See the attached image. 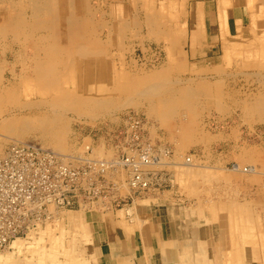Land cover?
I'll list each match as a JSON object with an SVG mask.
<instances>
[{"label": "rangeland", "instance_id": "obj_1", "mask_svg": "<svg viewBox=\"0 0 264 264\" xmlns=\"http://www.w3.org/2000/svg\"><path fill=\"white\" fill-rule=\"evenodd\" d=\"M120 1L126 9L122 14L127 23L124 34L116 33L112 24V11ZM176 2L173 14L171 9L163 12L166 25L152 31L146 21L149 14H154L149 6L141 7L146 0H81L91 12L80 11L81 16L91 17V38L98 39L104 51L95 60L98 68L92 73L93 78L84 72L78 74L71 84L63 83L61 91L43 90L32 81L23 84L24 75L19 74L22 65L14 59L24 53L22 46L27 47L32 37L20 30L8 32H18L20 41L1 38L0 157L5 148L17 141L35 142L61 153H75L83 144L84 149L102 145L105 150H117L124 134L122 118L134 122L140 118L154 125L156 147L164 142L170 145L172 156L165 158L164 163L176 166L152 167L162 170L164 176L154 179L151 190L134 193L125 184L121 194H117L121 198H116L123 201L116 207L111 199L107 204L111 205L110 211L106 207H86L77 212L80 200L86 199L85 191L79 192L78 188L75 193L72 185L80 182L83 169L77 174L72 168L66 169L68 174L59 171V208L75 211H60L54 222L21 239L22 251L11 243L5 250L0 248V256L13 255L15 264H72L73 215L80 217L76 231L86 252L91 219L110 215L122 227H134L139 208L151 205L146 196L151 194L150 199H154L159 192L182 205L195 202L208 192L211 200L224 201V213H232V208L234 213L247 209L262 222L254 241L257 238V242H264V22L255 25L258 18L264 17L255 9L260 0H255V7H250L247 0H186L183 7L184 0ZM223 8L229 10L227 15L223 16ZM134 18L141 28L133 27ZM4 20L3 15L1 21ZM29 62L30 58L26 63ZM54 83L51 80L47 84ZM26 147L23 153L30 155L34 163L25 158L32 167L40 168L44 188L43 179L44 185L53 179L48 173L56 164L44 161L39 166L38 155ZM190 153L195 155L192 166L180 165ZM44 155L52 157L46 152ZM232 165L254 167L257 173L232 171ZM126 178L125 175L123 182ZM52 185L43 191L54 188ZM245 242H239L243 243L242 254L246 252L244 261L236 264H263L264 245L258 246L262 254L255 260L252 242ZM225 260L226 256L222 257L223 264Z\"/></svg>", "mask_w": 264, "mask_h": 264}, {"label": "bare ground", "instance_id": "obj_2", "mask_svg": "<svg viewBox=\"0 0 264 264\" xmlns=\"http://www.w3.org/2000/svg\"><path fill=\"white\" fill-rule=\"evenodd\" d=\"M176 1L177 0H160L158 3H155L154 0H146V3L142 4L141 7L148 9L149 6V8H151L150 11L154 14L153 17L149 14V17L146 21L147 27L154 31L155 29H160L161 27L159 26L166 25V21L163 18V12H167L169 9H171L170 13L173 14V9L176 7L177 3ZM185 2L186 0H184V4L180 3L181 7L185 5ZM247 3L250 7L252 4L255 7L256 4L255 0H247ZM120 4L118 3L115 4L116 7L114 6L112 11V16L114 19L112 24L116 33L124 34L123 31L127 28V23L125 22V19H123L122 14L125 13L126 9L124 8L122 2ZM224 8L223 10H225V12H223V16L225 14L227 15L229 11ZM255 9L257 10L258 14H264V0H260V3L257 2ZM246 10H248V8ZM80 11L87 13L90 12V8L88 6L84 7L81 3V0H0V40L3 38L5 40H11V42L20 41V38L17 35L18 32L12 35H9L8 33L20 30V32L25 31L27 36L33 38L32 42L26 45L27 47L22 46L23 49H25L23 50L24 53L21 55H16V60L14 59V61H18L22 65V70L19 71V74L24 75V79L22 80V82H24L23 84H27L28 82L32 81L35 82L37 86H40L43 90L61 91V85L63 83H67V85L71 84L73 79H77L78 74H82L84 72L85 76H91V78H93L92 73L96 68H98L95 60L101 55L100 53H102L104 49H102L101 42L98 39L91 38V36H93L91 32V17L85 15L84 18L81 16ZM89 14H91V12ZM3 15L5 18L4 23L1 21ZM28 17L33 18V22H29ZM261 19L262 20H259L258 18V21L255 24L256 26L263 24L264 17H261ZM136 20L137 19L134 18V21H131V24H133V27L136 26L141 28L140 25L138 26V22ZM58 25L60 27H58ZM85 27H87V30ZM226 28L223 29L226 30ZM201 31H205L204 27L201 28ZM109 42L113 41L110 40ZM29 58L31 59V63H26ZM1 69L2 68L0 67V73L2 72ZM51 80H54L55 82L53 86L47 84ZM150 89L151 88H149L148 91H150ZM152 91H154V89ZM134 120L135 122L129 118H122V129L124 134L122 136V142L117 144V150L114 148L105 150L103 149L104 147H102V145L101 148L86 147V149H84L86 145L83 144L84 147H82V145V148L80 147V149L75 153H72V151L71 153H61L54 149L43 148L35 142H18L17 140L16 143L10 144L8 148L3 150L0 157V224H13L19 228L23 226V223L25 226L26 224L28 225L27 230H24L25 235L16 236L13 242H11L12 245L16 247V249L22 251L24 240L21 239L26 238L33 233H37L40 228L54 222L57 219L60 211L74 210L68 208H59L57 179H60V177L57 176H60L61 171L65 172L67 168H72L74 173L77 174L79 169H83L82 178L80 182L72 185V191L77 193L78 188L79 192L85 191L87 197L82 201L80 200L79 207L81 208L77 209V211H81L82 209V211H84L86 207H95L97 209H99L98 207H101V209L102 207H106L105 209H109V206L111 205L107 206L108 202L111 199L121 198L117 194H121L120 190L123 191L125 184L134 193H139L143 190H151V185L154 183V179H160L162 176H164L162 170H155L152 167H159L165 164H171L173 167L176 166L170 162L164 163V159H170L173 151L170 145L165 142V145L156 147L155 143L157 138L153 135V130L155 129L154 125H148V123L151 122L147 119L142 120L139 118V124H137V119ZM135 138L138 139L136 140ZM85 142L87 143L89 141L87 140ZM162 142L163 141L161 140V143ZM25 146L29 148L31 147L38 155L36 158H38L37 163L39 166H41L40 162L43 164L44 161H49L48 164L54 161L56 164L55 168L54 166L52 167L53 170L50 172L48 171V174L50 175L49 178L51 179L52 177L53 179H51L46 185H44L45 180L43 179L44 188L38 187V183L42 182L41 178L43 173L41 172L40 168H35V166L32 167L30 162L25 158L23 153V147ZM45 152L50 154L52 157L48 155L46 157L45 155L43 156ZM126 156L129 159L127 161H125ZM194 156V154L190 153L179 164L185 165L186 167H191ZM232 166V171L252 174L257 173L254 167L248 166V168L243 166L241 168L239 165ZM43 167H46L45 163ZM59 167H64V169ZM37 171L40 174H38ZM13 172L17 173L18 176L9 177L7 175L8 173ZM44 172L47 173L45 170ZM66 172V174H68V171ZM76 174L75 179H78ZM125 175L127 176L126 182H123ZM49 178H47V180ZM136 178H138L137 181ZM59 179L58 181H61V179ZM33 184L36 186L32 188ZM51 184H53L52 186H54V188L50 189V192L43 191L44 189L48 190V187H51ZM27 185H31L29 190L26 189ZM142 187H144V189H134ZM100 191H103L106 196H100L97 199L93 198V195ZM53 192H56L55 195L57 197L55 195H51ZM160 193L161 192L158 194L160 195ZM207 193L202 194L204 195L203 197H198V200L204 201V204L206 205L210 201H214L217 206H225L223 204L224 201L220 202L221 200H211L210 197L207 196L209 193ZM221 193L219 194L220 197L224 195L223 193V195H221ZM159 195L158 197L161 196ZM91 196L93 198L92 200ZM9 197L13 198L14 202H11ZM150 197L151 194H148L146 198H144L149 200V203L159 201L157 196L154 199H150ZM214 197L216 198V196ZM222 198H224V196ZM225 202H229V200ZM110 210L111 209H109V211ZM240 210L241 208L236 211V213H234L232 208V213L228 211L226 212L229 213L231 222H227L225 226L226 230H231V241L229 242L232 246V250L230 258L237 261L241 260L240 245L243 244L239 242H245V240H247L248 242L250 241V243L252 242L251 244L264 245V242L262 243V241L257 242V238L254 241L256 233H258L257 230L259 229L261 231L262 229L261 220L257 221L253 217L252 212L247 209ZM216 214L218 215L219 213L216 212ZM260 215H262V213H260ZM132 219L134 220V218ZM138 221L139 220H137V223ZM31 224H33L34 227H31ZM3 250H5V248ZM15 251L17 253V250ZM11 256L13 255L10 254L0 256V264H15L16 260ZM230 258H228V260Z\"/></svg>", "mask_w": 264, "mask_h": 264}, {"label": "crops", "instance_id": "obj_3", "mask_svg": "<svg viewBox=\"0 0 264 264\" xmlns=\"http://www.w3.org/2000/svg\"><path fill=\"white\" fill-rule=\"evenodd\" d=\"M158 199L139 208L141 221L134 227H122L110 215L91 219L86 252L76 231L80 217L73 215L72 264H223L224 256L225 264L244 261L242 244L241 260L230 258L231 230L225 229L230 216L214 201L206 205L196 200L182 205L163 195ZM258 246L252 244L255 260L262 254Z\"/></svg>", "mask_w": 264, "mask_h": 264}, {"label": "built area", "instance_id": "obj_4", "mask_svg": "<svg viewBox=\"0 0 264 264\" xmlns=\"http://www.w3.org/2000/svg\"><path fill=\"white\" fill-rule=\"evenodd\" d=\"M137 124H139V121H137ZM136 140L138 139V138H135ZM25 155V154H24ZM21 156V155H20ZM28 157L30 160H31V163L33 164L34 163V160H33V158H30L31 156L29 155H25V157ZM127 160H129L128 158H127V156L125 157V161H127ZM9 177H17L18 176V174L17 173H15V172H13V173H8L7 174ZM139 178V177H138ZM138 178H136V181L138 180ZM35 186V184L32 186V188ZM38 187H40V188H42V182H39L38 183ZM31 188V185H27L26 186V189L27 190H29ZM134 189H137V190H140V189H144V187H142V188H134ZM139 195V194H138ZM100 196H102V197H104V196H106L105 194H104V192L103 191H100V192H98V193H96V194H94L93 195V198H95V199H97V198H99ZM84 197L86 198L87 197V195L86 194H84ZM92 198V196H91V200L93 199ZM9 200L11 201V202H14V199L13 198H10L9 197ZM112 201H114V203H115V206L117 207V206H119L120 204H118V203H120L121 201H123V200H119V199H112ZM117 203V204H116ZM27 227H28V225L26 224V226H25V224L23 223V226L21 227V228H19V227H17V226H15V225H13V224H0V248H6V247H8L9 246V244L15 239V237L16 236H24L25 235V232H24V230L26 229L27 230ZM31 227H34V225L33 224H31Z\"/></svg>", "mask_w": 264, "mask_h": 264}]
</instances>
